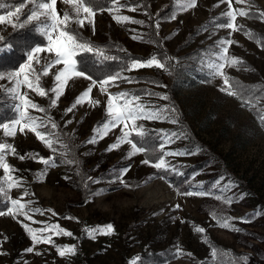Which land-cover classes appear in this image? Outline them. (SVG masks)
<instances>
[{
    "label": "rangeland",
    "instance_id": "obj_1",
    "mask_svg": "<svg viewBox=\"0 0 264 264\" xmlns=\"http://www.w3.org/2000/svg\"><path fill=\"white\" fill-rule=\"evenodd\" d=\"M146 1L152 17L130 0L121 2L135 10L118 13L143 21L142 24L117 23L109 12L103 11L95 16L94 33L90 24L79 28L72 23L70 28L94 45H109L111 49L105 51L108 56L125 55L127 64L99 70L98 74L93 72L97 66H91V54H84L80 57L85 56L82 61L87 63L81 67L97 78L119 71L124 79L117 82V87H110L109 92L139 96V102L146 106L145 114L157 117L137 120V127L142 126L145 135L141 138L133 132L130 136L148 153L129 155L132 150L128 143L109 150L121 135L122 125L95 143H88L93 129L105 119L107 103V94L100 93L97 86L84 103L72 107L90 81L82 77L69 80L56 107L49 106L54 93L39 96L28 92L30 99L46 109L44 113L30 110V114L51 117L58 125L53 131L68 148L58 143V165L45 168L31 155L47 158L53 153L34 133H20L17 129L15 137H5L0 128V142L16 149L15 155L7 152L5 163L15 170L10 174L22 181L20 186L8 190V197L1 198L10 206L11 199L24 197L22 202L29 209L43 210V215L31 213V220L9 214L0 216V264H216L219 259L227 261L232 257H247V264H264V40L256 39L264 38V20L259 15L264 12V0H251V7L232 0L234 9L249 12L248 17L237 16L235 23L241 30L235 32L216 26L225 22L221 14L229 10L221 0H196V6L185 11L178 7L181 0ZM31 7H25L21 18ZM56 7L61 16L71 10L63 0H57ZM28 26L33 28L32 24L25 27ZM23 28L0 24V36L5 41ZM249 32L255 38H250ZM222 40L232 41L230 46L224 45L227 55L242 62L225 66L223 71L231 81L243 86L244 96L254 106L246 107L238 98L220 91L223 81L213 76V69L223 63L218 43ZM162 53L167 57L162 59ZM153 55L165 63V69L153 66L126 70L132 60L143 61ZM40 58L37 70L54 57L40 54ZM62 67L55 66L48 76L42 77L45 90L54 86V75ZM10 83L7 76L0 81V103L13 113L2 123H10L17 115L14 104L19 101L5 93ZM97 99L101 104L93 106L91 101ZM69 107L72 110L66 113ZM162 141L164 152L180 153L164 157L170 165L168 171L142 162L159 155ZM73 151L82 160L95 190L86 200L77 186L75 163L65 162L75 161ZM19 156L26 158L21 160ZM42 171L46 175L39 176ZM4 175L0 169V180ZM186 191L205 195L186 196ZM222 196L233 202L229 205L217 199ZM176 205H180L179 209ZM213 214L230 217L232 226L241 231L220 227ZM245 218L247 222H241ZM24 224L33 229L58 225L72 235L39 232L42 237L51 236L53 243L33 245ZM107 225L114 227V233L104 235L97 231ZM197 227L203 228L204 233L196 232ZM56 246H74L76 253L61 257ZM29 247L34 251H26ZM213 247L229 255L218 252L213 258ZM237 264L244 262L237 260Z\"/></svg>",
    "mask_w": 264,
    "mask_h": 264
},
{
    "label": "snow or ice",
    "instance_id": "obj_2",
    "mask_svg": "<svg viewBox=\"0 0 264 264\" xmlns=\"http://www.w3.org/2000/svg\"><path fill=\"white\" fill-rule=\"evenodd\" d=\"M63 3L71 6L70 11H65L63 15L57 10V0H19L18 4H13L9 7L8 11L4 14H0V24H10L12 27L23 28L28 24H32L33 28L38 30L40 34L46 38L47 43L43 46L30 47L25 55L26 61L18 66V69L8 73L0 71V81L5 79L7 76L8 81L12 83L9 87L5 89V93L8 94L14 101L18 100V104H14L16 110V117L10 123H0V128L3 129V135L5 137H15L17 134V129L20 133H24L26 130L28 132L34 133L36 138L41 141L47 148H49L53 155L47 158L37 157L36 154H32L30 158L42 163L45 168L56 167L58 165V160L56 153L58 151L56 145L59 143L60 147L68 148V145L60 143V135L53 130L58 128V125L48 117L44 119L43 117L31 115V111L38 113L46 112V109L39 106L32 99H30L28 92H35L39 96H47L49 92L55 94V98L50 100V107H56L57 101L60 96L64 94V90L69 80L76 77H82L85 80L90 81V85L84 90L73 102L72 107L84 103L93 91V88L99 87V91L102 94H107V103L105 111V119L100 124H98L94 129V135L88 143H95L98 139L104 138L108 132L112 129L120 127L121 135L117 137L114 144L109 146V150L117 148L122 143H128L131 146V152L129 155H135L137 153H148V149L134 142L130 139V136L135 132L136 136L143 137L145 135L143 127H137L136 121L140 119H153L152 114H145L146 106L141 104L140 97L132 95L128 92L120 91L116 93L109 92L110 87H117L118 81L124 79L121 73H108L102 77H94L91 73H88L81 67V61L79 57L84 54H91L94 56H99L101 59L107 61L112 59L106 55L103 48L94 45L91 41L85 40L78 31H74L70 28L72 23H75L79 28H83L86 24L92 25L93 33L95 32V16L97 12L107 11L112 15L113 20L117 23H140L143 21L131 20L129 17L119 15L122 10H135L130 8L129 5L124 4L121 0H105L103 5L100 4L99 0H63ZM221 3L228 4V11L221 14V19L224 23H219L216 26L221 29H230L233 32L240 31L241 28L235 23L237 16L248 17L249 12L243 9H234L232 6V0H221ZM236 4L244 5L248 4L249 7L252 6L251 0H235ZM31 4L32 7L28 10L27 14L21 18V14L27 5ZM196 6V0H181L178 7L181 11L188 10ZM14 9V10H13ZM260 18L264 20V12L260 13ZM15 18L14 20L12 18ZM172 19L175 18L173 15ZM158 27V25H157ZM247 35L250 38H255L254 34L249 32ZM137 39V37H133ZM258 40H264V38H256ZM3 36H0V41H3ZM222 48V53L219 57L223 63L217 64L213 69L214 77H221L223 81V87L220 91L225 92L229 96L238 98L242 104L246 107L254 106L249 103L250 98L245 97L243 94V86L238 85L237 82H233L225 74L223 69L225 66H238L242 62L237 58H230L227 55L228 48L224 47L225 44L231 45L232 41L222 40L218 42ZM264 46V45H262ZM11 45L7 42L0 44V52L4 50H10ZM40 54H46L53 56V59L48 60L44 66L37 70L36 65L41 64ZM62 65L54 75V86L48 90H45L41 84L42 77L48 76L51 69L55 66ZM159 69H165V63L157 58L156 56H150L147 60H132L129 65L126 66V70H136L141 67H153ZM14 84V87H13ZM21 89H27V91H21ZM162 99H167V97H162ZM264 99V97H261ZM91 104L93 106H98L101 104L100 100H92ZM69 107L65 112L72 110ZM174 110V109H173ZM131 123V130H129V124ZM261 124L264 125V116H261ZM174 135V134H173ZM171 140L169 139L168 143ZM160 153L155 158L149 156L148 159L142 162L146 165H150L157 170L168 171L170 165L167 163L165 156L179 155L180 153L164 152V142H161ZM8 151H11L13 155L16 154V149L11 144L6 142H0V169H3L4 179L0 180V197H8V190L13 189L21 185L22 181L13 177L10 173L15 171L11 166L5 163V155ZM61 156L65 153H60ZM25 156H19V159H25ZM68 164L75 163L73 160L65 161ZM46 175L45 171L39 173V176ZM39 176L37 179H39ZM68 179V177H65ZM123 182V181H121ZM186 196L193 195H205L204 193H193L191 191H186L183 193ZM28 193L25 192L24 196ZM24 197L20 199H11L10 206L6 210H0V216L6 214L14 216H23L26 220H31V213H37L43 215V210L39 208L29 209L28 205L23 203ZM218 200H222L227 204L233 202L226 196L217 197ZM180 205H176L179 209ZM50 211V210H49ZM213 218L216 223L226 229L239 233L241 229L233 227L230 217H217L213 214ZM241 222H247V218ZM25 231L30 235L33 245L38 243H48L52 244L51 236L42 237L38 235L39 232L49 231L55 232L57 235L63 234L71 236L72 233L64 229H61L58 225H53L50 228L45 227L42 229H33L27 224H24ZM100 234H112L114 233V227L112 225H107L103 229L97 230ZM198 233H204L203 228H195ZM91 235V233H90ZM94 238V237H92ZM55 246V245H54ZM58 255L61 257L67 254H75L76 248L74 246L69 247H59L56 246ZM26 251L33 252L34 248L29 247ZM218 252L222 255H229L224 253L223 250H218L215 247L212 248L211 256L213 258L217 257ZM2 254V253H0ZM40 255V253H36ZM179 254V253H178ZM191 255V254H189ZM237 260L243 261L247 264V257H232L225 261L223 259L217 260L216 264H237ZM132 264H136L135 261Z\"/></svg>",
    "mask_w": 264,
    "mask_h": 264
},
{
    "label": "trees",
    "instance_id": "obj_3",
    "mask_svg": "<svg viewBox=\"0 0 264 264\" xmlns=\"http://www.w3.org/2000/svg\"><path fill=\"white\" fill-rule=\"evenodd\" d=\"M100 4L103 5L105 3V0H99ZM131 4H136L142 6L146 11L149 12L150 16L152 17V13L149 8V4L146 0H130ZM173 2V0H171ZM19 0H0V14H4L8 11L9 7L13 4H18ZM169 8V7H168ZM14 10V9H13ZM153 19V18H152ZM79 34L84 38V35L79 32ZM155 36V39H157L158 45H160V41L152 33V37ZM9 43L11 45L10 50H4L3 52H0V71H10L18 68V66L23 62L25 58L26 51L35 45H45L46 41L43 38V36L39 33L38 30L35 28H32L31 26L24 27L21 30H18L14 32L13 34L9 35L3 43ZM2 43V44H3ZM104 49V51L111 49L109 45H97ZM90 56V63L93 64L91 66H97L96 70L93 72L100 74L99 70L105 71L109 68H120L121 66L127 64L125 63V55H121L118 53H115L114 55H109L112 59H109L107 61L101 60L98 61L95 56ZM85 57V56H84ZM84 57L81 58V64L86 65L87 61H82ZM167 57L166 53L161 54V58L164 59ZM90 66V65H88ZM12 112L2 103H0V123L4 122L6 119H8ZM64 136L68 138L67 134L64 133ZM74 152V151H73ZM73 156L75 158V169L77 173V186L80 189L84 199H88L90 195H92L95 190L92 189L91 182L88 180L87 171L82 163V160L76 155L74 152ZM9 206L8 201H4L0 197V210H5ZM144 259H150V256H144ZM160 258V257H156Z\"/></svg>",
    "mask_w": 264,
    "mask_h": 264
}]
</instances>
